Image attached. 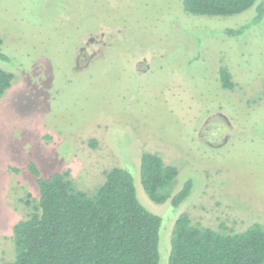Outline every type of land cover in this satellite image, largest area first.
Listing matches in <instances>:
<instances>
[{
    "label": "rangeland",
    "instance_id": "rangeland-1",
    "mask_svg": "<svg viewBox=\"0 0 264 264\" xmlns=\"http://www.w3.org/2000/svg\"><path fill=\"white\" fill-rule=\"evenodd\" d=\"M183 1L0 0L11 59L0 68L15 76L0 99V264L14 260L13 227L39 198L31 162L43 178L68 172L88 195L107 171L128 170L163 219L160 264L182 213L214 230L264 227V18L225 35L251 24L262 0L230 17L189 14ZM145 152L178 167L175 193L194 181L180 207L145 192Z\"/></svg>",
    "mask_w": 264,
    "mask_h": 264
},
{
    "label": "trees",
    "instance_id": "trees-1",
    "mask_svg": "<svg viewBox=\"0 0 264 264\" xmlns=\"http://www.w3.org/2000/svg\"><path fill=\"white\" fill-rule=\"evenodd\" d=\"M257 0H184L192 15L230 17L253 8ZM264 18V0L251 24L227 29V36H241ZM0 37V61L9 62ZM219 77L224 90L235 84L228 68ZM15 76L0 68V99ZM94 146V145H93ZM27 169L36 178L39 198L29 217L13 227L15 258L4 264H160L163 219L137 196L133 175L120 167L105 173V182L93 195L78 190L68 172L43 178L38 165ZM18 172V170H15ZM179 169L154 153L141 157V184L156 204L180 207L193 194L188 179L175 193ZM29 204V203H28ZM169 264H264V227L252 224L243 232L221 230L194 223L188 213L177 218Z\"/></svg>",
    "mask_w": 264,
    "mask_h": 264
}]
</instances>
